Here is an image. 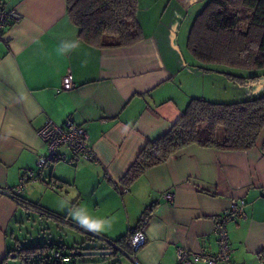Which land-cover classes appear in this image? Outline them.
Masks as SVG:
<instances>
[{"label":"crops","instance_id":"0c3cea01","mask_svg":"<svg viewBox=\"0 0 264 264\" xmlns=\"http://www.w3.org/2000/svg\"><path fill=\"white\" fill-rule=\"evenodd\" d=\"M136 1L140 39L100 49L79 37L64 0H0L5 10L21 15L19 22L5 27L0 41V190L16 187L20 176L34 170L37 159L47 153L37 131L48 120L61 125L71 118L84 128L96 157L94 162L83 161L62 147L58 153L64 158L49 161L41 181L24 185L20 195L24 204L0 192V260L20 247L78 246L87 230L68 209L83 205L91 215L112 221L109 230L91 232L100 238L99 251H110L104 240L127 236L150 209L141 228L145 242L137 250L74 255L65 263L175 264L178 247L216 253L213 219L231 200H244L245 217L226 225L233 252L229 262L220 264H264V128L248 151L191 144L129 186L121 182L140 150L169 131L191 99L228 103L207 95V77L220 74L224 85L239 89L235 100L248 96L247 84L233 80L235 75L185 63L182 45L187 49V33L209 0ZM62 41L79 46L59 55ZM68 73L75 88L61 90ZM54 183L57 188H52ZM168 191L172 201L164 198ZM34 214L52 223L55 236L38 223L45 237L43 243L33 240ZM28 223L31 226L25 228ZM64 228L77 236L68 241L61 235Z\"/></svg>","mask_w":264,"mask_h":264},{"label":"trees","instance_id":"16d2710c","mask_svg":"<svg viewBox=\"0 0 264 264\" xmlns=\"http://www.w3.org/2000/svg\"><path fill=\"white\" fill-rule=\"evenodd\" d=\"M64 1L67 17L77 26L79 37L92 46L123 47L141 37L136 0ZM187 49L201 64H221L243 71L264 70V0H209L190 27ZM232 77L247 85L259 80L258 75ZM262 128L264 94L228 103L193 98L169 131L140 150L121 182L129 186L147 169L164 163L177 150L191 144L222 151H248L255 146ZM14 201L25 203L20 196ZM149 211L143 212L137 228L127 236L104 240L107 249L112 253L131 249L130 236L145 225ZM85 233L86 239L78 246L20 247L8 251L0 264H9L13 255L24 264H67L64 259L74 257L79 250L101 249L96 245L100 238Z\"/></svg>","mask_w":264,"mask_h":264},{"label":"built area","instance_id":"2783aa9c","mask_svg":"<svg viewBox=\"0 0 264 264\" xmlns=\"http://www.w3.org/2000/svg\"><path fill=\"white\" fill-rule=\"evenodd\" d=\"M21 19V15L15 10H5L0 2V41L3 38V32L9 22L16 23ZM75 84L72 81L70 73L66 74L62 80L61 90H72ZM37 136L45 146L47 153L40 156L36 161V168L29 170L20 176L19 183L16 187L9 190H0V192L16 200L23 192L24 185L29 181H41V174L45 165L49 161L62 160L63 155L58 153L62 147L67 148L70 153L87 162L96 161L93 149L89 144L88 134L84 128L76 124L71 118H68L61 125L48 120L38 131ZM58 183L52 184L56 188ZM166 201H172L173 194L168 191L164 194ZM244 200H231L229 206L217 218L213 219L214 234L217 238L218 250L210 254L206 252L192 253L181 247L176 250L175 264H220L229 262L233 250L228 242L226 225L235 219L245 217ZM132 250H137L144 242L145 237L141 230L134 232L129 239ZM113 247L117 248L116 245ZM55 253V256H58Z\"/></svg>","mask_w":264,"mask_h":264},{"label":"rangeland","instance_id":"374dc122","mask_svg":"<svg viewBox=\"0 0 264 264\" xmlns=\"http://www.w3.org/2000/svg\"><path fill=\"white\" fill-rule=\"evenodd\" d=\"M189 27L190 26L186 25V28H187L186 30H188ZM187 35H188V33H187ZM182 49H183V52H184L185 63H187L188 65H193V66H195L197 68L206 67V66L207 67L211 66L212 68L215 67V68H219V69L221 68L222 72H223L222 75L223 74H227V73L235 75V76H252V75L262 76V75H264V70L243 71V70H239V69L230 68V67H227V66L221 65V64H201L191 55V53L188 51V49L184 48L183 45H182ZM221 66H224V67H221ZM219 75L220 74H217V76H216V74H214V76L210 75L211 77H207L206 78V84L207 85H205V87H206L205 88V92L207 93V95L213 96L214 98H212V99H215V101H226V102L238 101V100H235V97H236V99H238L237 97L239 95H241L237 91L239 89L233 88L234 85H231V86L224 85V82H223L224 78L220 77ZM262 78H264V77H262ZM247 86H248V89H247V92H246V95H248L246 97L247 99L251 98V97H256L258 95L264 94V80H262L258 84L247 85ZM242 92H243V90H242ZM246 98H243V99H246ZM33 221H35L34 223L36 225L33 226L30 229V233H31L30 235L33 236L32 238H33L34 241H38L39 243H43L42 238L45 237L44 235H42V233L39 232V227L40 226L38 225V223H40L42 228L46 229L45 231H46L47 234H48L47 228H49L52 231V236H55L56 229L54 228L52 223L49 222L47 219L44 218L42 220H39L38 215L34 214V215L31 216V225H32ZM31 225H29V223H28V225L25 228H28ZM37 234H39V235L37 236ZM61 235H65L67 237V240L71 241L72 238L76 234L75 233L74 234L71 233V231H69L68 228H64ZM50 242H52V240ZM29 243H36V242H28V244ZM9 264H24V263L20 259H15V260L10 261Z\"/></svg>","mask_w":264,"mask_h":264},{"label":"clouds","instance_id":"9594fccd","mask_svg":"<svg viewBox=\"0 0 264 264\" xmlns=\"http://www.w3.org/2000/svg\"><path fill=\"white\" fill-rule=\"evenodd\" d=\"M78 46L77 42L62 41L57 48V53L59 55H67ZM68 211L71 218L87 231L101 233L111 227L112 221L110 219L91 215L83 205L75 209L69 208Z\"/></svg>","mask_w":264,"mask_h":264},{"label":"water","instance_id":"95a60500","mask_svg":"<svg viewBox=\"0 0 264 264\" xmlns=\"http://www.w3.org/2000/svg\"><path fill=\"white\" fill-rule=\"evenodd\" d=\"M112 252L111 251H102V250H98V251H94V250H79L76 255L78 257H97V256H107V255H111ZM14 257V255L12 256Z\"/></svg>","mask_w":264,"mask_h":264}]
</instances>
